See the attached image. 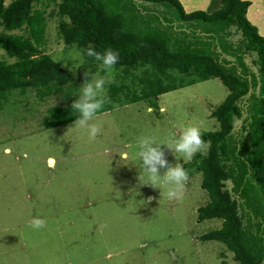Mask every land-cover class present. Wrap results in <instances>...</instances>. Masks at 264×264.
Listing matches in <instances>:
<instances>
[{
	"label": "rangeland",
	"instance_id": "rangeland-1",
	"mask_svg": "<svg viewBox=\"0 0 264 264\" xmlns=\"http://www.w3.org/2000/svg\"><path fill=\"white\" fill-rule=\"evenodd\" d=\"M59 2L35 5L46 17L41 49L70 70L74 83L44 99L35 89L15 90L0 105V264H237L225 243L203 239L222 226L221 219L198 220L199 207L210 200L198 168L203 155L184 163L189 179L182 199H168L166 186L141 185L136 155L140 137L164 140L189 124L202 123L208 141L205 132L220 128L211 113L228 88L212 77L160 95L157 107L131 102L143 89L139 79L116 66L106 74L84 49L67 45L58 30ZM250 21L264 32L263 19ZM16 33L30 35L27 28ZM2 60L16 59L0 48ZM85 72L125 85L122 105L106 85L110 102L96 116L101 133L91 140L75 121L41 129L50 107L78 99ZM131 72L141 77L143 68ZM173 74L177 82L195 77ZM165 152L174 164L175 155ZM37 216L47 221L39 230L29 226Z\"/></svg>",
	"mask_w": 264,
	"mask_h": 264
},
{
	"label": "trees",
	"instance_id": "trees-1",
	"mask_svg": "<svg viewBox=\"0 0 264 264\" xmlns=\"http://www.w3.org/2000/svg\"><path fill=\"white\" fill-rule=\"evenodd\" d=\"M38 1L0 0V48L16 59L0 61V105L15 90L35 89L44 99L74 83L70 70L41 49L46 17L35 8ZM214 4L211 12H188L180 0H60L58 30L67 45L119 50L116 67L143 87L129 96L131 102L146 100L157 107L166 92L220 78L229 94L211 113L220 128L204 134L211 147L198 168L210 200L199 207L198 220H222L203 239L225 243L237 264H264V35L247 17L249 0ZM23 28L30 35L16 33ZM251 55L259 69V94L258 76L246 63ZM139 68L141 77L131 72ZM174 71L195 77L177 82ZM124 88L119 81L109 86L118 105ZM71 105L50 107L41 129L75 121L78 113Z\"/></svg>",
	"mask_w": 264,
	"mask_h": 264
},
{
	"label": "clouds",
	"instance_id": "clouds-1",
	"mask_svg": "<svg viewBox=\"0 0 264 264\" xmlns=\"http://www.w3.org/2000/svg\"><path fill=\"white\" fill-rule=\"evenodd\" d=\"M88 57L98 62L100 69L111 74L120 60L119 50L107 47L103 52L96 50L95 45L89 43L85 49ZM85 80L81 85L80 94L71 107L78 113L75 126L86 129L89 139L95 140L102 131V124L96 121L97 113L109 103L106 85L111 83L107 75L99 72L92 74L85 72ZM203 124H189L176 131L169 132L164 140H159L152 134H146L137 140V157L141 162L142 172L138 177L139 183L151 184L153 187H167L168 199H182L185 185L189 179L188 170L184 163L192 161L197 155L206 156L211 147V141L203 138ZM165 147L176 157V162L167 159ZM180 154L178 158L176 154ZM181 160L183 162H181ZM161 169H165L161 175ZM147 175V182L144 175ZM47 221L39 216L29 221V226L41 229Z\"/></svg>",
	"mask_w": 264,
	"mask_h": 264
},
{
	"label": "crops",
	"instance_id": "crops-1",
	"mask_svg": "<svg viewBox=\"0 0 264 264\" xmlns=\"http://www.w3.org/2000/svg\"><path fill=\"white\" fill-rule=\"evenodd\" d=\"M186 9V11L205 10L211 12L217 8L214 4L215 0H180ZM251 2L248 10L247 17L253 19L259 18L264 20V0H249ZM260 34L264 35V32L258 29ZM9 150V149H7Z\"/></svg>",
	"mask_w": 264,
	"mask_h": 264
},
{
	"label": "water",
	"instance_id": "water-1",
	"mask_svg": "<svg viewBox=\"0 0 264 264\" xmlns=\"http://www.w3.org/2000/svg\"><path fill=\"white\" fill-rule=\"evenodd\" d=\"M228 58H230V57H228ZM246 63L247 64H252L253 62L251 61H249V60H246ZM253 70L255 71V73L257 74V76H258V81H259V83H258V86H257V93L259 94L260 93V89H261V80H260V76H259V69H258V67L257 66H253ZM252 93V88L249 90V92H248V94L250 95ZM242 124V120H240V125ZM52 160V158L50 159V161ZM230 183H231V186H230V190L232 191V187H233V185H232V181L230 180Z\"/></svg>",
	"mask_w": 264,
	"mask_h": 264
},
{
	"label": "flooded vegetation",
	"instance_id": "flooded-vegetation-1",
	"mask_svg": "<svg viewBox=\"0 0 264 264\" xmlns=\"http://www.w3.org/2000/svg\"><path fill=\"white\" fill-rule=\"evenodd\" d=\"M242 37V33L240 34V35H237L236 37H235V40H239V38H241ZM254 55H251V57L249 58V57H247L246 58V60H249L250 62L252 61H254ZM250 66H251V68L253 69V66H255L254 65V63H252V64H250Z\"/></svg>",
	"mask_w": 264,
	"mask_h": 264
}]
</instances>
